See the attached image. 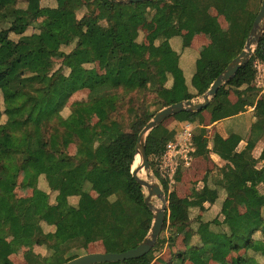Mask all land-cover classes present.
Masks as SVG:
<instances>
[{"label":"trees","instance_id":"1","mask_svg":"<svg viewBox=\"0 0 264 264\" xmlns=\"http://www.w3.org/2000/svg\"><path fill=\"white\" fill-rule=\"evenodd\" d=\"M252 2L156 0L119 4L108 0H55L54 7H42L40 0H17L18 4L11 7L0 0V264H13L9 257L23 239L47 251L45 257L25 252L26 264H65L79 257L70 256L73 249L97 242L106 253H121L143 241L152 214L144 203V189L132 178L131 170L136 164L138 134L157 112L151 115L138 108L134 119L125 124L117 117L121 99L150 90L163 109L200 98L242 51L258 13L252 11ZM157 3L166 6L156 10ZM227 5L234 8L229 29L217 38L214 56L197 59L188 87L169 41L180 37L183 47H188L193 32L182 35L181 24H191L194 31L209 28L213 21L209 9L221 15ZM83 8L86 11L78 18ZM148 21L155 23V39L163 52L159 58H148V46L138 41L140 29ZM34 24H38L37 32L26 34ZM71 45L73 49L65 53L63 48ZM102 51L106 52V61L100 74L87 66L94 65ZM39 53L62 58L67 73L52 70L48 58L37 68L32 55ZM254 60L264 63V31L250 61L219 89L206 109L180 113L172 119L196 123L200 114L208 111L214 123L244 112L245 104L231 105L228 95L246 86L240 95L249 105L253 103L250 98L258 93L251 88ZM169 80L171 85L167 87ZM82 90L89 92L90 108L98 120L94 126L77 103L67 118L60 115L69 98ZM255 116L251 138L240 153L231 140L214 136L213 152L226 162L216 188L205 185L190 199H181L166 180L159 179L167 202L162 230L168 227L169 240L173 241L188 228L191 239H195L171 264H184V258L210 264L218 255L240 251L244 253L223 264H257L248 253L264 258V194L258 190L259 185L264 186V168L256 169L258 160L251 156L264 133V112L255 110ZM174 136V131L160 125L146 138V155L155 177L156 158ZM72 143L81 149L76 158L66 152ZM259 160L264 161V149ZM25 162L29 167L24 182L34 185L43 177L56 195L52 203L48 193L39 189L29 198L15 197L17 178ZM90 187L97 189L96 198L90 195ZM220 191L225 194L219 211L222 220L200 216L190 219L192 210L204 203L215 204ZM237 196L246 201L242 213ZM73 197L77 198L76 206L69 203ZM47 227L52 230L46 231ZM161 243L158 239L153 250L139 259L101 264H151Z\"/></svg>","mask_w":264,"mask_h":264},{"label":"crops","instance_id":"2","mask_svg":"<svg viewBox=\"0 0 264 264\" xmlns=\"http://www.w3.org/2000/svg\"><path fill=\"white\" fill-rule=\"evenodd\" d=\"M40 4H41V0H40ZM233 10L234 8L232 6L227 5L225 6L223 13L221 15H218L215 9L213 8L209 9L208 11L209 15L213 18L212 25L209 28H204L201 30L194 31L191 24H181L182 35L193 32V38L189 46L186 48L183 47V41L180 37L173 38L169 41L171 48L173 49V51L177 53L179 57V66L183 72L185 83L188 87H190L192 76L195 73V64L197 59L212 57L216 54L214 44L217 38L222 37L227 33L230 26ZM141 31L145 32L143 41L144 44L148 46L147 57L148 58L161 57L163 55V52L159 48L158 42L154 41L156 37L155 23L153 21H148L143 27H141L140 32ZM103 53H105L104 56H106V52L103 51ZM170 85H171V80L167 82V87H170ZM246 88L247 87L244 86L236 91L229 92L228 101L231 105H235L241 102L245 104L244 112H241L230 118L212 123L211 114L208 111L202 112L196 123L178 122L170 118L171 120L175 121L172 130L175 132V135L184 130H191L192 133L193 153H191L190 155L191 158L190 164L187 167L182 168L180 170L182 172L181 178L178 182L175 181V183L173 184V186L175 187L174 191L179 198L190 199L196 192L203 189L205 185L208 186L209 188H216L215 186L216 182L219 181L221 177L220 176L217 177L216 182L212 183V176L210 174V171L214 167L221 169L222 167L225 166L226 162L223 161L217 154L213 152L212 141L214 136L218 135L224 140H231L232 142H234L237 146L236 151L239 153L242 152L247 146V143L251 138V126L256 121L255 110H261L264 112V103L262 101L264 90H260L251 86V88L257 91L258 93L255 98L253 97L250 98L251 100H253V103L249 105L241 97V95L244 93ZM170 119H167L166 121ZM165 122H163V124ZM235 123H239L238 126L239 127L241 126L240 132L238 131L237 125ZM263 149H264V133L258 138L251 152V156L255 160H258L255 167L256 169L264 168V161L259 160L260 154L263 151ZM40 179H44V178L40 177L39 180ZM260 187H264V186L259 185L258 190ZM224 199H225V194L223 191H220L219 197L215 204L211 205L209 203H204L201 208L194 209L193 212L196 211L197 216H200L201 218L207 220V217H209L212 211L216 210L217 214H219L220 206ZM236 202L239 205L243 202L244 206L240 208V211L241 213L244 212L246 209L245 199L242 196H237ZM190 219L193 220L192 218ZM218 219L222 220V217L219 216ZM47 229L48 231L52 230V228L50 227H47ZM185 236L186 238L185 241L183 242L184 250L181 251L180 249L177 252H173L168 257H165V259L163 260H160V258L158 257L151 264H166L167 262L171 261L173 257H175L176 255H183L185 252V246L191 240L192 237L190 229L185 228L182 231V233L177 237V239H174L173 241L169 240L174 244L179 237H185ZM23 240L30 241L29 239H23ZM19 242L13 248L12 254L9 257L10 261L13 264L15 263L11 260V257L14 254L13 252L14 249L19 245ZM27 251H31L34 254L39 255L41 257L47 256V251L45 250V248L33 245L32 248H29L23 252V258H24V253ZM228 253L230 252H225L221 255L214 257L210 261V264H212L214 260L224 255H227ZM187 262H189L190 264H196V261L194 259L184 258V264H186ZM24 264H26L25 259H24Z\"/></svg>","mask_w":264,"mask_h":264},{"label":"rangeland","instance_id":"3","mask_svg":"<svg viewBox=\"0 0 264 264\" xmlns=\"http://www.w3.org/2000/svg\"><path fill=\"white\" fill-rule=\"evenodd\" d=\"M87 0H85L86 2ZM261 1L262 0H253L252 4H251V8L253 12H258L260 5H261ZM2 3L5 6H13L17 3V0H2ZM18 4V3H17ZM20 6H22L21 4H19ZM41 5L43 7H54L55 6V0H41ZM165 4L163 3H157L155 6L156 10H162L165 8ZM86 9L83 8L82 11L77 13V17L80 18L82 16L83 13H85ZM97 15L95 14L94 17L92 18L95 19ZM232 17V16H231ZM231 22V21H230ZM102 24V23H101ZM103 26H105V24H102ZM37 28H38V24H34L31 28H29V30L27 31L26 34H31L34 32H37ZM144 34L145 32L141 31L139 33V38L138 41L139 42H143L144 43ZM10 38L13 40H17V37H15L14 35H10ZM155 42L156 39H154ZM152 45V44H150ZM74 45H71L67 48H63V51L65 53L70 52L73 49ZM105 53H103V51L97 56L96 62L94 65L91 66H87V68H94L98 73H103L104 72V66H105V59L106 56H104ZM48 58L50 59V62L52 63L53 69L52 70H63V73H67L66 69H63L62 67V58L55 56V55H49L46 53H39V54H34L32 55V61L34 63V65L37 68H41L43 66V61H45V59ZM193 100H201L200 98H195ZM80 104V106L84 109L85 111V118L87 120V122L94 126L97 124L98 120L95 117V115L93 114V112L91 111L90 108V100H89V92L87 90H82L79 92H76L75 94H73L69 100L67 101L65 107L62 109L60 115L63 118H67L73 108V105L75 104ZM119 115L117 116L118 119H120L122 122H124L125 124H129L135 117L136 114H138V112L140 111L139 109H143L146 110L148 112V114L154 115L156 112L160 111V105L158 102V99L156 98L155 94L153 92H151L150 90L144 92V93H140V94H129L124 96L121 99V102L119 104ZM139 108V109H138ZM246 119V118H244ZM240 121V120H239ZM237 122V121H235ZM174 123L175 121L173 120H168L163 124V127L168 129L169 131L173 130L174 127ZM237 125V129L240 132L241 126L239 127V123H235ZM67 154L72 157V158H76L78 157V155L81 152V149L79 148L78 145H76L75 143H72L68 146L67 150H66ZM149 160V159H148ZM137 165V163H136ZM29 164L28 163H23L21 165L20 168V172L17 178V185L16 188L14 190V195L16 198H29L31 197L34 192L39 189V190H45L48 195H49V201L52 203L54 200V197L56 196L53 192H51L48 189L47 183L45 181V179H38V181L36 182V184L34 185H30L26 182H24V178L26 175V172L28 170ZM139 173H141L142 178L141 179H145V173L140 171ZM181 171L179 172L178 176H179V180L181 178ZM151 175L152 180H156L153 176L152 171H150L149 173ZM210 174L212 176V183H215L217 180V177L220 176V169H218L217 167H214L211 171ZM178 180V181H179ZM158 182V184L160 185L159 180H156ZM176 181V182H178ZM171 190H175V187L172 185L170 186ZM44 191V192H45ZM89 193H91V195L96 198V196L98 195V191L97 189H93V188H88ZM259 191L264 194V187H260ZM144 194L147 195V190L144 189ZM156 201V199H155ZM69 203L73 206H76L77 204V198L73 197L69 199ZM167 203V202H166ZM159 206L160 202L157 200L155 203V206ZM243 202L239 205V207H243ZM197 216V212H193V210L190 212V218H192L193 220L196 218ZM215 217L219 218V214H217V211L214 210L212 211V213L209 215V217H207V219L211 220ZM1 223H0V228H1ZM49 229V228H48ZM48 229L46 228V231H48ZM50 230V229H49ZM170 229L167 227L165 230H162L159 240L162 241V243L158 246L157 251L154 252L153 256V261L156 258H160V260L165 259V257H168L169 255H171L173 252H177L178 250L181 249L184 250L183 247V242L185 241V237H179L178 240L173 244L172 242L169 241V237L170 235ZM177 239V238H176ZM11 238H8V241H10ZM192 242V244L195 243V239L192 238L190 240V243ZM26 243V244H25ZM20 246V247H19ZM33 247V243L31 241H27V240H22L19 242V245L14 249V254L11 257V260L15 263V264H24V258H23V252L29 248ZM104 252L103 247L101 245L100 242L97 243H92L89 245H84L81 246L80 248H76L73 249V251L70 253L71 255H78V256H83V255H87V254H91V253H102ZM243 254V251H241L238 254H234V253H228L227 255H224L222 257H219L218 259L214 260L212 264H223L224 262H230L231 259L236 258L240 255ZM249 256L254 257L255 258V262L257 264H264V258L259 257V256H254L251 253H248ZM175 257H173V259L169 262H167L166 264H171L173 262ZM171 259V258H170ZM152 261V262H153ZM186 264H190L189 262H187Z\"/></svg>","mask_w":264,"mask_h":264},{"label":"water","instance_id":"4","mask_svg":"<svg viewBox=\"0 0 264 264\" xmlns=\"http://www.w3.org/2000/svg\"><path fill=\"white\" fill-rule=\"evenodd\" d=\"M119 4H136L156 0H108ZM264 31V0L261 1L259 11L252 23L250 32L244 44L242 51L227 65L222 73L215 79L209 90L201 96V100H187L172 104L158 111L152 119L143 127L137 137L135 145V157L139 156L140 164L131 170L132 178L136 180L142 189L147 190L144 203L152 214V223L143 241L133 249L121 253H91L79 256L65 264H101V263H119L129 260L139 259L148 254L155 247L162 232L166 216L167 203L165 193L156 180H152L149 174L150 163L146 155V138L158 126L162 125L167 119L173 118L180 113H196L208 107L211 100L216 96L221 87L227 84L237 72L244 67L252 58L259 40ZM135 162V159H134ZM134 164V163H133ZM144 170L147 179L138 178V173ZM161 202L160 208H155L156 201Z\"/></svg>","mask_w":264,"mask_h":264},{"label":"built area","instance_id":"5","mask_svg":"<svg viewBox=\"0 0 264 264\" xmlns=\"http://www.w3.org/2000/svg\"><path fill=\"white\" fill-rule=\"evenodd\" d=\"M252 68L255 71L251 86L264 90V63L254 60ZM193 153L191 130H184L177 133L164 148L163 153L156 158L157 177L156 180H166L169 186L175 183V176L182 168L190 164V155Z\"/></svg>","mask_w":264,"mask_h":264},{"label":"bare ground","instance_id":"6","mask_svg":"<svg viewBox=\"0 0 264 264\" xmlns=\"http://www.w3.org/2000/svg\"><path fill=\"white\" fill-rule=\"evenodd\" d=\"M135 162L137 163V165L135 164V167L134 168H136V167H138L139 166V164H140V158H139V156H136L135 157ZM133 168V169H134ZM142 172H144L145 173V177H147V174H146V172L144 171V170H141ZM138 178H142V175H141V173H138ZM147 178H145V179H142V180H146ZM159 201V200H158ZM160 202V201H159ZM160 206H161V202H160V205L159 206H155V208H160Z\"/></svg>","mask_w":264,"mask_h":264}]
</instances>
